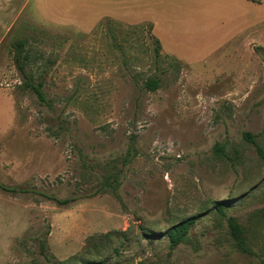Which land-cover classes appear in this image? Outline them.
<instances>
[{
  "label": "rangeland",
  "instance_id": "obj_1",
  "mask_svg": "<svg viewBox=\"0 0 264 264\" xmlns=\"http://www.w3.org/2000/svg\"><path fill=\"white\" fill-rule=\"evenodd\" d=\"M25 10L64 27L23 16L0 30V185L28 191L0 189V264H264V161L243 139L264 147V0H29ZM18 39L36 57L29 70L47 72L48 105L21 88ZM115 173L119 198L103 186ZM215 201L254 255L237 249ZM192 216L173 252L165 236L142 237Z\"/></svg>",
  "mask_w": 264,
  "mask_h": 264
},
{
  "label": "trees",
  "instance_id": "obj_2",
  "mask_svg": "<svg viewBox=\"0 0 264 264\" xmlns=\"http://www.w3.org/2000/svg\"><path fill=\"white\" fill-rule=\"evenodd\" d=\"M27 39H18L12 42L11 46L13 49V59L14 63L17 67V69L21 72L23 75V83L21 85V88L25 91H29L32 93L37 100L44 104L48 105L49 101L47 99L46 93H45V86L47 82V72L44 71L39 76H35L32 71L29 70V68H33L36 63L34 61L33 55L30 54L27 45H28ZM156 44V54L159 56L160 54V41L158 39H155ZM145 88L148 91H155L159 88V80L157 78H150L148 79L145 84ZM243 139L254 146L256 153L258 154L259 158L264 161V147L259 144L256 137L251 134L250 132L243 133ZM214 150L217 154L223 156L224 158L231 160V157L226 153L225 148L223 145L217 144L214 147ZM121 182H120V174L115 173L112 176L105 177L103 179V186L110 190V192L115 195L116 197H120L118 191L120 188ZM0 189L9 192L12 194H18V193H27L26 189L22 188H9L4 185H0ZM46 198L52 200L59 206H69L76 202L75 197L66 198V199H58L57 197L53 196H47ZM214 206L216 208V211L220 213L221 215L226 217L228 229L230 232V235L232 239L235 242V245L237 249L247 255H254V252L250 248V246L247 243V237L244 228L239 223V221L235 217H229L226 216L225 210L226 207L223 202L221 201H215ZM199 219V216H192L187 219H184L183 221L174 224L173 226L169 227L165 233H156L154 231L146 230L142 227V237L145 239H154L159 236H165L169 241V249L170 252H173L181 243L185 241L187 238L189 232L191 229L197 224ZM111 233H107L104 236V238L110 236ZM41 248L43 250H46L45 244L41 243ZM45 257L47 261H50V258L45 253ZM56 264V263H54ZM84 264H105L104 261H88L84 262Z\"/></svg>",
  "mask_w": 264,
  "mask_h": 264
},
{
  "label": "crops",
  "instance_id": "obj_3",
  "mask_svg": "<svg viewBox=\"0 0 264 264\" xmlns=\"http://www.w3.org/2000/svg\"><path fill=\"white\" fill-rule=\"evenodd\" d=\"M29 0H0V30L10 31L17 23L19 17H28L40 23H53L56 27H64V24H58L57 18H38L32 13H26V7ZM14 3V4H13ZM20 3V8H14V5ZM43 16V15H42ZM62 17V16H61ZM62 19V18H61ZM63 21V20H62Z\"/></svg>",
  "mask_w": 264,
  "mask_h": 264
}]
</instances>
